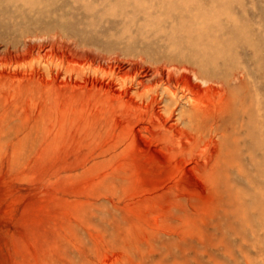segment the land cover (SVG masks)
Instances as JSON below:
<instances>
[{
  "label": "rangeland",
  "instance_id": "obj_1",
  "mask_svg": "<svg viewBox=\"0 0 264 264\" xmlns=\"http://www.w3.org/2000/svg\"><path fill=\"white\" fill-rule=\"evenodd\" d=\"M86 1L93 2L88 8L96 6L95 15L70 6L63 21L97 37L102 48L92 49L117 55L125 63L122 72L101 58L51 57L28 88L0 78V264H264V136L252 157L254 138L247 134L248 120L264 129V109L257 106L264 104V0H188L193 7L224 10L211 20L215 29L220 18L231 25L224 20L233 14L250 26L247 38L256 43L230 45L248 73L245 92L254 110L253 118L243 119L242 164L223 173L227 186L215 184L205 152L181 146L158 125L139 124V109L114 97L127 85L135 89L141 66L129 62L153 65L180 54L175 39L182 41L191 29L172 14L176 0H146L157 7L153 16L125 15L115 1L104 9ZM18 4L0 0L1 30L17 22ZM169 13L173 17L165 19ZM199 21H192L197 29L190 37L206 32ZM32 58L16 66H39ZM6 60L0 58L1 67L15 66ZM92 78L110 83L114 95Z\"/></svg>",
  "mask_w": 264,
  "mask_h": 264
},
{
  "label": "bare ground",
  "instance_id": "obj_2",
  "mask_svg": "<svg viewBox=\"0 0 264 264\" xmlns=\"http://www.w3.org/2000/svg\"><path fill=\"white\" fill-rule=\"evenodd\" d=\"M12 1L14 0H10V2ZM16 1H19V11L16 16L20 18L18 19L17 17V25L15 23L16 26L12 25L11 27H4V30H1L2 27H0V58L7 59L13 64V66L15 65L13 68L11 66L4 67L7 63L4 65L3 60L2 67L0 64V78H14L9 85L17 83L16 85L18 86V89L30 87V83H34L31 82L34 77L43 75L44 71H42L43 67H41V63L43 65L47 64V59L51 57H61L67 61L70 59L75 60L77 57L82 59H85L86 57L101 58V60L105 59V61L107 60L111 62V66L115 65L114 69L115 71L118 70L116 71L118 73L119 71L122 72L124 69L125 63L119 59L117 55L112 56L110 53V56L108 55V57H106L99 51L92 49L102 48L97 37H87L86 35H83L81 31L72 28L69 24L63 21V17H70V6L74 9H78L84 16L95 15L92 11H95L96 6L88 8L89 4H93V2L88 3L86 0H63V2L60 3L56 0ZM113 1L120 4V8L124 9L123 13H126L125 15H128L131 12L139 14H142L143 12L144 14H150L153 16L154 13L152 14L151 12H156L157 8L156 6L148 4L146 0H96L94 3L99 7L103 6L102 9H104L106 5L112 8ZM194 1L192 0L190 4ZM176 2V7L178 8L179 6L180 11H177V8H175V12L172 14L178 18L176 21H180L179 26L183 29L189 28L191 31H194L195 27L192 29L194 25L192 24V21L196 22L195 25L198 26L197 20L199 21L200 17L201 21H199V26H202L201 24L204 23L205 25L203 24L204 26L202 28L204 29L203 32H206L202 33L200 31L201 34L199 32V34L190 37L194 35L190 30L187 29L190 33L183 31L187 35L183 33L185 37L183 36L184 38H182V41L178 39L179 42L175 39L176 43H174V46L180 49L177 48L178 50H176L173 47V50L175 49V51H178L180 54L174 58L172 57V59H166L167 61L162 63L153 64V62H151L153 65H139L136 61L129 62L130 66L133 68L141 66V69L139 68L141 70L139 77L136 79L134 85L135 92L130 89L132 87H128L129 85H127V87H124L122 90H118V93H116L117 95L114 97H116V101L126 102L129 105H132V107L139 109V124L152 123L158 125L163 133L170 134L172 137L176 138L182 144H180L181 146L189 145L201 149L203 153L205 152V159L210 165V168L213 169V172L211 171V173L214 176H211L215 180V184L218 183L219 186H222L223 184L224 186H227L228 183L225 179L228 175L225 174L227 176L224 179V171L227 168L230 169L232 166H240V164H242L240 134L243 126L246 127L243 122V119L245 118L244 116H246V114L248 117L253 116L251 113L253 106L250 105L249 100H247L249 96L245 92V88L247 87L246 83L248 82V80L245 82V75L248 73H245L243 69V67H245L244 65L242 67L238 64L240 60L236 63V60L238 59L236 56L238 55H236V53V56L234 55L233 51L235 49L231 51L233 48H231L230 45L231 43L233 44V42L237 41V44L242 41L245 45L251 44L256 47V43H254L253 40H250L252 38H247L250 26L242 24L243 21L241 20V23L239 18L235 17L233 14L229 13L228 17L226 15V20H224L227 24L228 21H230L231 25L226 26L225 24H221L220 18V28L215 25L217 29L219 28L217 30L213 28L214 24L212 25L214 15L218 18L217 16L224 13V10L215 9V7L211 5L210 7L213 6L215 10L210 11L207 9L208 7H198V3L194 5V8L193 5H189L188 0L182 1V5L178 3V0H176ZM47 6H49V8ZM227 9H229V7ZM100 11L101 10L98 8L95 13L97 14ZM170 14L171 13L167 14L164 18L166 19ZM1 15L2 14H0V16ZM173 15H170V18H172ZM173 23L175 24V21H173ZM147 24H149V22H147ZM188 25H190V27ZM176 26H178L177 22ZM181 27L180 29L182 30ZM175 28L177 31L180 30L179 27ZM202 28L200 29L202 30ZM176 29L171 28L170 31H176ZM216 30L219 33L222 30L223 35L230 33V36L227 35L229 36L228 38L227 36L222 37L223 35L221 36L218 33L219 35L217 34V36L214 37L215 35H213V33L217 32ZM206 35H209V37ZM211 35L213 36L211 37ZM172 37L171 40L175 38ZM177 37L181 38L182 36L180 34V36L178 35ZM205 40H207V42ZM172 42H174V40ZM167 43L169 44V42ZM213 43L215 44V47L210 46H214ZM175 51H173V53ZM255 51H257V49ZM174 54L176 55V53ZM29 57H34L32 60H37L39 66L29 65L31 66L29 68H18L24 62H27L26 59L29 60ZM7 60L6 62H8ZM22 60L25 61L21 63L20 61ZM32 60L30 64L34 62H32ZM17 63L21 65L17 67ZM26 64L27 63H25V66ZM51 64L49 66H51ZM246 77L248 78V75ZM82 79H84V77ZM91 81L94 85H98L96 82L98 83L100 80L97 81L92 78ZM5 84L6 83H4V85ZM76 84L80 83L76 82ZM101 85V89L110 96L114 95L116 92L115 89L113 90V88H111L110 83L101 82ZM135 98H137L138 101ZM136 102H138V104ZM181 102H185L183 103L184 105H181ZM257 103L258 102L255 104ZM263 105V103L262 107L257 105L259 107V112H261L260 108L264 109ZM178 108L180 109L179 111ZM263 109L261 110L263 111ZM176 111H178V114ZM257 115L254 116L257 117ZM259 116L257 117V120L260 119ZM249 122L250 120H248L247 123L248 128L246 127L247 134L254 138V141H252L253 145H251V148L248 150L251 151V155H253L252 157H255L257 150L262 147L261 141L264 136V129L258 124L259 122H256L257 125L254 121L251 124ZM244 140L245 139H243V142ZM254 160L258 161L257 159ZM226 173H228V171ZM222 190L227 189L222 188ZM226 192L229 197L235 198V196H237L234 192H228V190ZM236 192L239 193V191ZM242 204L245 205L244 202ZM254 208L255 207H252L250 210ZM242 210L246 211L247 209L245 210L242 208ZM258 210H260V208ZM243 213L245 214L246 212Z\"/></svg>",
  "mask_w": 264,
  "mask_h": 264
}]
</instances>
